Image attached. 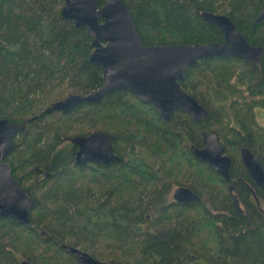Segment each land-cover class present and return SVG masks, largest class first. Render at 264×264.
<instances>
[{
  "label": "trees",
  "instance_id": "1",
  "mask_svg": "<svg viewBox=\"0 0 264 264\" xmlns=\"http://www.w3.org/2000/svg\"><path fill=\"white\" fill-rule=\"evenodd\" d=\"M123 1L145 45L221 41L200 17L207 11L264 46V0ZM63 2L0 0V118L24 123L5 160L35 198L30 225L0 217V264H19L20 255L32 264H77L64 243L124 264H264V191L239 158L247 147L264 170V126L254 111L264 109V51L256 63L225 55L186 68L179 84L208 111L200 121L183 109L164 120L126 90L48 111L67 93L87 95L102 84L101 67L89 60L92 38L61 15ZM96 128L112 133L119 160L63 163L60 178L37 172L62 157L64 137ZM203 129L231 158L228 181L191 151ZM182 184L198 198L168 201Z\"/></svg>",
  "mask_w": 264,
  "mask_h": 264
},
{
  "label": "water",
  "instance_id": "2",
  "mask_svg": "<svg viewBox=\"0 0 264 264\" xmlns=\"http://www.w3.org/2000/svg\"><path fill=\"white\" fill-rule=\"evenodd\" d=\"M61 15L74 25L83 26L92 38L89 60L102 69V84L87 94L67 93L55 101L48 111H65L75 104L95 102L112 90H126L153 106L158 115L167 120L177 109L186 111L193 120L200 121L208 111L179 84L187 67L201 57L234 55L249 63H256L264 46L251 45L229 17L224 14L202 11L200 17L213 24L222 34L221 41L208 43H176L145 45L136 31L132 15L123 0H64ZM264 17V7L258 19ZM24 123L0 118V217H11L19 223L30 225L29 212L35 198L22 188L12 175L11 165L5 160L12 150V140ZM112 133L94 131L87 135L68 137L76 146L75 164H107L119 160L112 146ZM201 147L191 146L194 156L206 162L215 172L229 180L231 158L224 152L215 134L203 129ZM242 164L253 181L264 191V170L258 156L247 147L239 148ZM172 197L177 202H191L198 196L188 187L179 186ZM77 264H124L101 261L89 253L62 244ZM19 264H32L23 259Z\"/></svg>",
  "mask_w": 264,
  "mask_h": 264
},
{
  "label": "rangeland",
  "instance_id": "3",
  "mask_svg": "<svg viewBox=\"0 0 264 264\" xmlns=\"http://www.w3.org/2000/svg\"><path fill=\"white\" fill-rule=\"evenodd\" d=\"M64 97V96H63ZM103 97V96H102ZM101 97V98H102ZM54 103V102H53ZM52 103V104H53ZM51 104V105H52ZM50 105V106H51ZM49 106V107H50ZM48 107V108H49ZM47 108V109H48ZM68 110V109H67ZM66 111V110H65ZM254 111H255V120L259 123V125H261V126H264V109L263 108H255L254 109ZM64 112V111H63ZM88 132L86 133V135L87 134H89V133H91V132H94V131H103V130H98V128H96V129H90V130H87ZM107 132V131H106ZM73 135H76V134H73ZM73 135H70V136H73ZM69 136V137H70ZM85 136V135H84ZM66 138H68V136L67 137H64V139H66ZM64 139H63V141L61 142V144L59 145V150L62 152V162H61V164H59L58 166H57V170L56 169H54L53 168V171L54 172H56V174L55 175H53L52 177H54V178H60V177H62L63 176V163H67V162H72V163H74V160H73V154H71L70 153V149H71V143H70V141L68 140V142L67 141H65L64 142ZM137 151H138V153L149 163V164H153V165H155V164H158L157 162V158L156 157H152L149 153H148V151H146L145 149H143V148H138L137 149ZM239 158H240V156H239ZM241 160V159H240ZM75 164V163H74ZM76 165H79V164H76ZM81 165H83V164H81ZM80 166V165H79ZM56 170V171H55ZM36 177V176H35ZM29 180H32L33 181V179H29ZM36 180V179H35ZM26 182V181H25ZM34 182V181H33ZM27 183V182H26ZM28 184V183H27ZM179 186H186V185H184V184H182V185H174V186H172V188H171V190H170V193H169V197H168V201H171V200H173L174 201V199H173V197H172V193H173V190L176 188V187H179ZM37 192H39V190L37 191ZM65 244V243H64ZM67 244V243H66ZM67 245H69V246H74V245H71V244H67ZM74 247H77V248H79V249H81L80 248V246H74ZM96 249H98L102 254H107L108 252H110V249H105V247L102 245V249H101V245L99 244L97 247H96ZM81 250H83V249H81ZM66 251V250H65ZM83 251H85V252H87V253H89L90 255H92L94 258H96V259H99V260H101V261H109V260H107V258H104V257H100V256H94L93 254H92V251L90 250V249H87V250H83ZM69 253V252H68ZM19 258H20V260H23V259H25V258H22V256L20 255L19 256ZM22 258V259H21Z\"/></svg>",
  "mask_w": 264,
  "mask_h": 264
},
{
  "label": "flooded vegetation",
  "instance_id": "4",
  "mask_svg": "<svg viewBox=\"0 0 264 264\" xmlns=\"http://www.w3.org/2000/svg\"><path fill=\"white\" fill-rule=\"evenodd\" d=\"M63 141V140H62ZM65 141H67L68 142V138H66V139H64V142ZM71 143V142H70ZM71 148H74V151L76 150V146H74V145H72L71 144ZM73 151V152H74ZM73 152H72V154H73ZM62 157L60 158V159H54L53 161H51V162H49V163H47L43 168H38V169H36L37 170V172H39V173H41L43 176H45V177H48V176H52V175H55L56 174V172H54L53 171V168L54 169H56L57 168V166L59 165V164H61V162H62ZM57 170V169H56ZM55 170V171H56ZM228 181V180H227ZM257 185V184H256ZM258 186V185H257ZM76 260V259H75ZM21 261V260H20ZM20 261H19V263H20ZM77 262V261H76Z\"/></svg>",
  "mask_w": 264,
  "mask_h": 264
}]
</instances>
